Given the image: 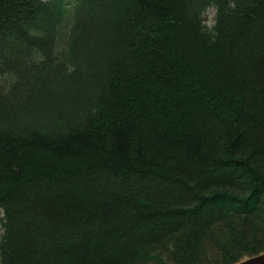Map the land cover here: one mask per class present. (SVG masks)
Masks as SVG:
<instances>
[{"label": "trees", "instance_id": "obj_1", "mask_svg": "<svg viewBox=\"0 0 264 264\" xmlns=\"http://www.w3.org/2000/svg\"><path fill=\"white\" fill-rule=\"evenodd\" d=\"M0 215V264L264 253V0H0Z\"/></svg>", "mask_w": 264, "mask_h": 264}, {"label": "water", "instance_id": "obj_2", "mask_svg": "<svg viewBox=\"0 0 264 264\" xmlns=\"http://www.w3.org/2000/svg\"><path fill=\"white\" fill-rule=\"evenodd\" d=\"M237 264H264V253L246 258Z\"/></svg>", "mask_w": 264, "mask_h": 264}, {"label": "rangeland", "instance_id": "obj_3", "mask_svg": "<svg viewBox=\"0 0 264 264\" xmlns=\"http://www.w3.org/2000/svg\"><path fill=\"white\" fill-rule=\"evenodd\" d=\"M215 14H216V10L215 9H210L207 13V19H208V22H209V25H212L214 22V17H215ZM2 215H0L1 217ZM3 234V229H2V225H1V221H0V239H1V236Z\"/></svg>", "mask_w": 264, "mask_h": 264}]
</instances>
